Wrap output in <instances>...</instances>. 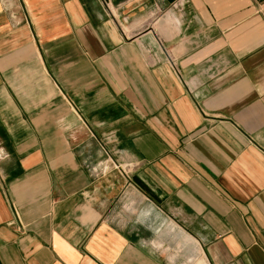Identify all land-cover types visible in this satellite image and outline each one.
Here are the masks:
<instances>
[{
	"label": "crops",
	"instance_id": "crops-1",
	"mask_svg": "<svg viewBox=\"0 0 264 264\" xmlns=\"http://www.w3.org/2000/svg\"><path fill=\"white\" fill-rule=\"evenodd\" d=\"M0 264H264L253 0H0Z\"/></svg>",
	"mask_w": 264,
	"mask_h": 264
},
{
	"label": "built area",
	"instance_id": "built-area-1",
	"mask_svg": "<svg viewBox=\"0 0 264 264\" xmlns=\"http://www.w3.org/2000/svg\"><path fill=\"white\" fill-rule=\"evenodd\" d=\"M256 6L257 12L264 17V0H253ZM103 6L108 10L109 0H101ZM6 159V155L0 150V162Z\"/></svg>",
	"mask_w": 264,
	"mask_h": 264
}]
</instances>
